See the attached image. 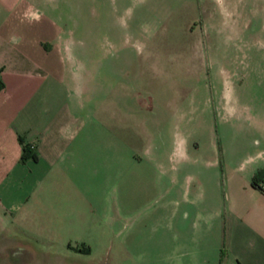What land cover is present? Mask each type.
<instances>
[{
  "label": "rangeland",
  "instance_id": "rangeland-1",
  "mask_svg": "<svg viewBox=\"0 0 264 264\" xmlns=\"http://www.w3.org/2000/svg\"><path fill=\"white\" fill-rule=\"evenodd\" d=\"M55 5L37 67L11 57L29 32L0 28V264H240L228 205L264 185V0ZM48 135L76 153L44 172L20 153Z\"/></svg>",
  "mask_w": 264,
  "mask_h": 264
},
{
  "label": "crops",
  "instance_id": "crops-1",
  "mask_svg": "<svg viewBox=\"0 0 264 264\" xmlns=\"http://www.w3.org/2000/svg\"><path fill=\"white\" fill-rule=\"evenodd\" d=\"M55 1L0 0V28L9 32L16 30L24 31L25 33L29 32L28 37L26 35L22 39L19 37L17 39L18 41L15 42L16 44H11V47L17 50L12 53L11 57L13 62L26 63L29 66L37 65L41 39L42 37H46L42 33L45 31H54L57 25L53 13L50 12L55 9ZM49 37L50 40H53L54 35H50ZM20 46L32 48V51L30 49L20 51L18 49ZM5 60H0L3 66H6ZM48 76L53 79L56 78L54 73H48ZM23 90L14 88L12 94H18L21 91L24 94H31L29 92L33 91L26 92ZM81 139L82 143H88V138ZM74 141L77 142L76 138H53L52 135H48L43 138H33L31 146L37 157L43 161V170L45 172L52 165L56 164L58 160H61L64 155H74L76 153L69 146ZM13 153L17 156L19 153V144L15 145ZM84 156L86 157V154ZM248 187V199L234 200L233 196H231L233 200L228 205L227 241L231 251L239 257L240 264H264V189L260 190L253 186ZM186 203L190 205V201H186ZM189 211L187 212L186 210V213L189 214ZM189 222L191 226L189 232L191 239H195L201 234H204L205 225L200 212H195ZM240 236H244L246 241H240ZM238 246H243L244 250L234 249L238 248Z\"/></svg>",
  "mask_w": 264,
  "mask_h": 264
},
{
  "label": "trees",
  "instance_id": "trees-1",
  "mask_svg": "<svg viewBox=\"0 0 264 264\" xmlns=\"http://www.w3.org/2000/svg\"><path fill=\"white\" fill-rule=\"evenodd\" d=\"M3 86V82L0 79V88ZM26 155H31V157L35 158V154L32 150V146L31 144L28 145L26 144H21V153H20V157L24 158ZM261 177V173L260 171H256L255 173L252 174L251 178H250V184L253 185L254 187L262 190L264 189V185L260 186L257 184V180Z\"/></svg>",
  "mask_w": 264,
  "mask_h": 264
}]
</instances>
